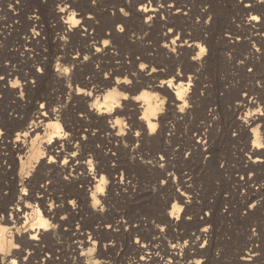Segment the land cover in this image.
Listing matches in <instances>:
<instances>
[{
    "label": "rangeland",
    "instance_id": "obj_1",
    "mask_svg": "<svg viewBox=\"0 0 264 264\" xmlns=\"http://www.w3.org/2000/svg\"><path fill=\"white\" fill-rule=\"evenodd\" d=\"M132 1L68 2L69 11L79 14L80 28L87 27L80 32L84 36H71L63 29L62 0H19L18 4L0 0V129L4 133L0 141V219L10 217L11 207L18 203L41 211L51 205L59 220L53 235L28 245V256L20 260L25 264H86L88 246L82 242L93 239L97 242L95 257L112 264H264V149L255 154L262 162L248 163L247 156L253 155L251 137L241 125L247 110L252 113L258 107L238 106L245 97L256 98L264 106V0L252 7L246 6V0H171L187 3V9L181 15L155 19L145 31L129 8ZM249 14L260 17L257 29L246 27ZM89 15L93 18L88 19ZM119 26L124 28L123 37L143 39L149 45L148 57L142 58L140 47L130 44L129 49H121L124 54L117 53L114 36ZM169 28L176 36L207 48L206 55L187 48L178 53L180 59L164 54L160 37ZM92 37L100 42L109 39L112 53L82 67L84 79L104 87L107 73L158 85L181 73L191 77L190 96L194 98L189 109L177 115L172 101L161 93L167 112L157 133L137 141L129 135L131 129L132 135L144 130L137 124L141 113L135 115L134 103L128 106L130 113L119 115L116 129L109 128L102 117L90 113L91 102L86 103L77 90L83 87L68 82L78 68L71 58L88 54L85 47L94 42ZM132 51H140L138 63H133ZM140 63L148 65L143 72ZM153 67L157 73L149 76ZM37 68L43 73L36 72ZM63 68L69 69L67 75ZM32 80H37L35 86ZM120 91L134 97L141 90ZM40 104H45L48 113L56 109L63 130L84 141L83 150L107 175L105 192L96 193L103 211L93 207L95 188L87 191L83 182L64 183L51 169L40 167L38 172L29 168V178L21 175L13 136L38 122ZM259 123L264 133V120ZM179 191L188 195L185 204ZM35 196L40 198L34 200ZM174 203L182 211L171 223L165 214ZM18 227L24 231L29 224ZM204 228L208 231L203 232ZM202 232L208 236L203 238ZM204 241L206 246L200 247ZM144 244L151 249L141 253ZM173 245L177 249L172 250ZM171 251L178 252L176 260ZM149 252L155 256L151 254L142 263L141 257L147 258ZM247 252L253 255L251 260L242 261Z\"/></svg>",
    "mask_w": 264,
    "mask_h": 264
},
{
    "label": "bare ground",
    "instance_id": "obj_2",
    "mask_svg": "<svg viewBox=\"0 0 264 264\" xmlns=\"http://www.w3.org/2000/svg\"><path fill=\"white\" fill-rule=\"evenodd\" d=\"M72 1L74 0H62V3L63 5H65V7L63 8L64 11H59V12L63 15V22H64L63 29H65L66 32L70 34L71 36H76L78 33L80 34L81 31H84V30L86 31L87 27L83 26L80 28L81 23L78 25H74L72 23L70 17H72L73 13L75 12L69 11L70 6L67 5L68 2H72ZM247 1L249 2L248 4H246V6L252 7L254 3L261 2L262 0H251V2L250 0H246V2ZM128 5L131 11L135 15L138 16L139 21H140L139 26L142 27L141 30L143 31L148 30L151 27L150 24L155 19L163 17L164 15H167V16H170L173 14L181 15L182 11L187 9L186 8L187 3L185 2L180 3L178 1L174 2L171 0H133ZM252 9L253 8H250L249 11ZM77 15L79 14L75 15V19L80 21L81 19L77 18ZM252 16H257V15L249 14V16L246 18V24H247L246 27L257 29L259 20H252L251 19ZM149 17H151V19H149ZM87 18L90 19V18H93V16L89 15L87 16ZM121 27L123 26L118 27L119 30H118L117 36H114L117 38V43H115L117 45L116 48L118 49L117 53L120 55L124 54L125 52H123V50L129 49V44H130V46L132 45L135 47L136 46L140 47L139 49H141V52L140 51L139 52L141 53L142 58L148 57V52L150 53L151 51V48L148 47L149 45L146 46L143 39L134 40L132 38L129 39L128 37H123L124 35H121L123 32L120 31ZM88 35H89V32H88ZM81 36H84V35H81ZM90 39L94 40L96 38L92 37ZM105 40H102V42L98 40H94L93 43L87 45V48L85 47L86 51H88V54L85 55L88 57L87 60L84 59L85 56L83 58L80 57L81 55L80 56L75 55L71 58V61L73 64H78V68L76 71L75 70L73 71L74 79L72 78L73 80L70 81L71 80L70 79L68 82L74 81V83H76L77 85L80 84L83 87V92H81L80 88H77V90L79 91V93H81L84 96L83 99L84 101L86 100L85 101L86 103L91 102L90 103L91 107L89 109L90 113L102 117L104 122L107 121L108 123L107 126L109 125V128L116 129V127L119 124L117 123V121H120L119 115H125L126 113H128L129 112L128 106L134 103L135 104L134 106L135 115H137L138 113H141V117L139 118L140 122H138L137 124L142 125L144 128V130L142 129L143 130L142 133L139 132L140 136H136L137 132L135 131H133L135 135H132L133 134L131 131L132 129L129 131V135L137 141V140L144 139V137L141 138L142 136L150 137L151 135H154L155 133H157L158 128L160 127L159 125L162 123V119L165 118L167 111L165 110L166 111L165 112L163 108H164V104H166L167 101L165 97L160 96L161 93L166 94L169 97L170 101H172L173 107L175 106V109L173 112H176L177 115L184 114L186 112V109H189L188 107H186L184 112L179 111V106L184 104V100H187L188 105H189L190 100L194 98L190 96V89H191L190 85L192 83L189 82L188 77L186 75L181 74V73H175L168 80L160 81L158 85H148V83L140 84L138 82L137 83L139 85L136 82H135L136 85L134 82H132L131 85H128V84L123 83V81L126 79L130 80L127 77L114 78L113 75H111V76H108V78L103 81L105 86L100 87L98 85H95L94 82L90 81L88 78L84 79L83 74H82V70H83L82 67H86L87 65L90 64V62L92 63V60L95 58H101L102 55H109L110 53H112L110 52V49L112 48L111 43L109 46L106 47L103 43V41ZM160 40L164 41L162 45L163 48L165 49L164 54L169 53L170 56L174 60H176V58L179 57L178 53L182 52L183 50L185 51V48L189 49L191 52H195L196 49L198 50L200 49V44L194 42L192 39L191 40L187 39L186 41L185 39H182L176 36L174 30H172L171 32L169 31H167L166 33L164 32L162 36L160 37ZM173 41H175V43H173ZM97 48L101 49V51L97 52L96 51ZM173 49H175V51H173ZM254 49L258 51L259 53V49H257L255 46H254ZM139 52L137 51L130 52L132 53V56H133L132 57L133 63H138L136 58L138 57L137 55ZM115 54L116 53H114V55ZM140 59L141 58H139V60ZM177 59H180V58H177ZM178 62H180V60ZM70 74L72 73L70 72ZM173 77H175V79H173ZM118 80L121 81V83H117ZM169 80L172 81L171 85H168L165 83ZM10 86L12 87V84ZM16 88L17 87H15L14 89ZM185 88L188 89V92L184 96V100L177 99L176 94L181 92V90ZM121 89L126 92H129V91L134 92V91L141 90L139 95L137 94V96L141 98L139 100L134 99V97H137L136 95L134 97H129L125 92H121L120 91ZM89 92L91 93L90 96L85 94ZM124 97H128V99H125ZM93 105H96V107H93ZM238 106H240L242 109L246 107L250 108L253 106H257L258 107L257 109H260V111H264V106L260 105V103L256 100V98L248 99L245 97L243 99V102L238 103ZM107 109H111V111H108ZM257 109L253 110L252 115H248L249 114V109H248L243 119H241V122H242L241 125L247 131H249V134L251 137V142H250L251 152L250 153L251 155L252 154L253 155L247 156L248 163H254V164H257L263 161L262 159L257 158L255 154H258V152L264 149V147L258 146V145H264V133L261 132V129H260L263 125L259 123L261 121L263 122L264 117L260 115V112H258ZM44 112H45V108L43 109L40 108V111H38L37 113L38 115L36 119L38 122L37 123L32 122L33 124L31 126V129L23 128L21 131L17 132V133L28 132L27 136H23L20 141H17L15 139V136L17 133H15V135L13 136V144L15 145V150H17L16 152L19 156V161L21 164V175L29 178L30 175L28 173L30 172V169H32V167H33L32 171H35L37 167L38 168L40 167L38 170L42 168L51 169L52 172H55L58 175L57 178H59V180L60 179L63 180L64 183L76 184L78 181L83 182L87 186V191L90 190L88 189V187L95 188V186L97 184H100L102 180L108 181L107 175L103 173L104 170L100 168L99 165L94 160H92V157L88 154V152L83 150L82 146L85 144L84 141L76 136L74 137L71 134H69L68 137L66 138L63 137L62 133L60 135H53V133L57 132V128L55 126L50 127V125H55L59 123L62 128L63 126L61 125V122L58 119L59 116L56 114V111H50L47 116L43 115ZM39 123L40 125H38ZM255 124L256 126L254 127ZM152 125L156 126V129H157L156 132H152V128H151ZM157 135H159V133ZM3 138H4L3 136H0V141H2ZM119 138H120L119 135H117V140H120ZM122 138L123 137H121V140ZM50 139L52 141L51 143H49ZM73 152H75L76 155H72ZM48 156H55L56 158L55 165L48 164L47 162ZM63 160H68V164L65 165L61 163V161ZM89 161H91L92 163L89 164ZM38 170H36V172H38ZM64 177H68V179L66 180L64 179ZM107 183L103 185L104 188L107 186ZM178 197L182 203L185 204L186 202H188V200H186L188 198V195L184 191H179ZM38 198L40 197L35 196L34 200ZM91 198L93 199L92 195H91ZM21 207L23 206H20L18 203L15 204L14 207H11V212H13L11 213V216L10 217L6 216L3 219H0V256H1L0 259H2V264H11L13 260H16L18 264H25L26 262L24 263L20 259L24 256H28V251L26 250V247L28 245H32L33 243L41 241L46 236L49 237L53 235L52 234V232L54 231L53 229L57 226V223L59 222V220L56 218L57 210L51 205H50V208H45L44 211H41L39 208H35L33 206H29V207L25 206L23 208ZM27 209H30V210H27ZM174 209H179V211L176 212L175 216L172 215ZM28 211H31V212H28ZM181 211H182V206L178 205L177 203H174L172 206V210L169 211V213L167 212L165 215L167 216L169 214V217L171 219L170 222L175 223V221L179 218ZM44 221H48L50 224L55 223L54 224L55 227L53 228L41 227L40 225L43 224ZM20 224H23L24 226L29 224V228H27L24 231H20L19 230L20 227H18V225ZM49 230H52V231L48 232ZM203 232H202V237L204 238L205 236L206 238L208 235L203 234ZM80 235L82 236V234ZM33 237H37V238L34 239ZM94 241L95 240L93 239H89L88 241L82 242L86 244V246H88V250L85 253L86 255H88L86 264H112L110 261L101 262L99 261V259L95 257L97 242L95 241L94 243ZM16 245H18V247H14ZM143 249L149 250L151 248L145 246L144 244L142 245L141 253L143 252ZM171 249L174 250V249H177V247H174L173 245ZM172 253L174 254L175 260H176L178 256V252L176 253L172 252ZM147 254H148L147 258L143 257V259H141L142 263L147 261L148 258L152 257L151 254H153V252H149ZM252 256L253 255L250 252H247L243 255L241 260L250 261ZM167 261H170V260H167ZM161 264H163V262H161Z\"/></svg>",
    "mask_w": 264,
    "mask_h": 264
},
{
    "label": "snow or ice",
    "instance_id": "obj_3",
    "mask_svg": "<svg viewBox=\"0 0 264 264\" xmlns=\"http://www.w3.org/2000/svg\"><path fill=\"white\" fill-rule=\"evenodd\" d=\"M15 3L18 4V3H19V0H15ZM93 3H95V0H93ZM60 11H64V9L61 8ZM120 11H121V12H124V9H120ZM125 14H126V13H125ZM75 15H76V14L73 13V16L70 17V19H71V21H72V23H73L74 25H78V24L80 23V21L75 19ZM149 19H151V17H149ZM251 19H252V20H259L260 17H258V16H252ZM120 31L123 32V31H124V28L121 27ZM168 31L171 32L172 29L169 28ZM103 43H104V45L107 47V46L110 45L111 41H110V40H105V41H103ZM173 43H175V41H173ZM96 51L99 52V51H101V49L97 48ZM173 51H175V49H173ZM207 51H208L207 48L201 47V48H200V56H201V57L205 56L206 53H207ZM199 58H200V57H193V59H199ZM84 59L87 60L88 57L85 56ZM136 59L139 60L138 57H137ZM147 68H148V65H146V64H144V63H140V64H139V69L141 70V72H143V71H144L145 69H147ZM58 69H59V66H58ZM43 71H44V70H43L42 68H37V69H36V72H38V73H43ZM68 71H69L68 68H63V69H62V72H64V73H67ZM156 71H157V68L153 67V68H151V70L148 72V75L151 76V74H152V73H155ZM249 71H251V69H249ZM133 76H135V73H133ZM107 78H108V74L105 73V79H107ZM0 79H3V77H0ZM173 79H175V77H173ZM188 80H189V82H191V77H188ZM31 83H32V85L35 86V85L37 84V80H32ZM117 83H121V81L118 80ZM123 83L128 84V85H131V84H132V81L126 79V80L123 81ZM165 83L168 84V85H171L172 81L169 80V81H167V82H165ZM18 85H19V80H17L16 83L13 84V87H17ZM81 92H83V90H81ZM187 92H188V89H187V88L182 89L181 92H179V93L176 94L177 99L184 100V96L187 94ZM85 94H86V95H89V96L91 95L90 92H89V93H85ZM245 95H248V94L245 93ZM124 98H125V99H128V97H124ZM140 98H141V97H139V96L134 97V99H137V100H139ZM162 103H163V102H162ZM93 107H96V105H93ZM186 107H189V105H188L187 100H184V104L181 105V106H179V111H180V112H184ZM39 108H41V109L45 108V104H40V105H39ZM107 110H108V111H111V109H107ZM53 111H56V109H53ZM257 111L260 112V115H261L262 117H264V111H260V109H257ZM43 115L47 116V115H48V112L45 111V112L43 113ZM80 115L83 117L84 113H80ZM248 115H252V113H249ZM117 123H120V121H117ZM53 126H55V127L57 128V132H56V133H53V135H60V134L62 133V134H63V137H65V138L68 137L69 132L64 131L63 128L60 126L59 123H57V124H55V125H50V127H53ZM151 128H152V132H156L157 129H156V126H155V125H152ZM3 134H4V133H3V130L0 129V136H2ZM27 135H28V132L17 133L16 136H15V139H16L17 141H20L21 138H22L23 136H27ZM232 135L235 136V135H237V133L234 131V132L232 133ZM136 136H140V133L137 132V133H136ZM84 139H86V137H85ZM51 142H52V141H51V139H50V140H49V143H51ZM258 146H259V147H264V145H258ZM72 155H76V153L73 152ZM113 155H115V154L113 153ZM160 159H164V157L161 156ZM47 162H48V164H50V165H55V164H56V158H55V156H48V157H47ZM61 163L67 165V164H68V160H63V161H61ZM91 163H92V162L89 161V164H91ZM161 167H163V165H161ZM64 179L67 180L68 177H64ZM48 182L51 183V181H48ZM107 182H108L107 180H102L100 184H97V185L95 186V188H96L95 193L92 194V196H93V200H94L93 207L100 206V210H101V211H103L104 209H103V206L101 205V201H100L99 199H96V193H104V192H105V188H104L103 185L106 184ZM160 183H166V181H160ZM41 187H43V185H41ZM69 203H71L73 207H76V206H77V205H76V201H70ZM248 207H250V208H255L256 206H255L254 204H250V205H248ZM177 211H179V209H174L172 215L175 216V214H176ZM61 219H64V218H61ZM40 226L43 227V228H53V227H55V225L50 224L48 221H44L43 224H41ZM108 227L111 228V225H108ZM161 230H163V229H161ZM202 231L207 232V231H208V228H204V229H202ZM33 238L36 239L37 237H33ZM94 243H95V241H94ZM137 243H138V241H137ZM206 244H207V241H204V243L201 244L200 247H205ZM14 247H18V245L14 246ZM105 247H107V245H105ZM25 259H26V257H25ZM141 259H143V257H141ZM11 264H18V262H17L16 260H13V261L11 262ZM197 264H201V262H200V261H197Z\"/></svg>",
    "mask_w": 264,
    "mask_h": 264
}]
</instances>
